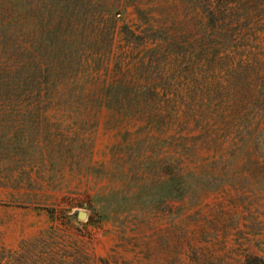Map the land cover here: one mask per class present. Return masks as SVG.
I'll return each instance as SVG.
<instances>
[{"label": "rangeland", "instance_id": "374dc122", "mask_svg": "<svg viewBox=\"0 0 264 264\" xmlns=\"http://www.w3.org/2000/svg\"><path fill=\"white\" fill-rule=\"evenodd\" d=\"M194 1L0 0L1 246L264 258V0Z\"/></svg>", "mask_w": 264, "mask_h": 264}, {"label": "trees", "instance_id": "16d2710c", "mask_svg": "<svg viewBox=\"0 0 264 264\" xmlns=\"http://www.w3.org/2000/svg\"><path fill=\"white\" fill-rule=\"evenodd\" d=\"M194 3L198 4V0ZM156 46L160 51L161 46ZM113 256L91 257L75 248L55 227L32 240L22 241L18 250L5 249L0 245V264H113ZM246 264H264V258L254 255L247 259Z\"/></svg>", "mask_w": 264, "mask_h": 264}, {"label": "water", "instance_id": "95a60500", "mask_svg": "<svg viewBox=\"0 0 264 264\" xmlns=\"http://www.w3.org/2000/svg\"><path fill=\"white\" fill-rule=\"evenodd\" d=\"M73 214L78 218V219H82V220H86L87 218V213L84 210L78 209L73 211Z\"/></svg>", "mask_w": 264, "mask_h": 264}]
</instances>
